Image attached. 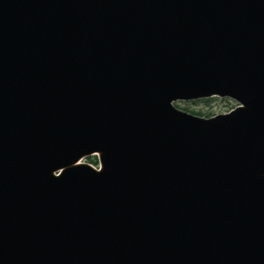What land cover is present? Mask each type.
Segmentation results:
<instances>
[{
    "label": "water",
    "instance_id": "95a60500",
    "mask_svg": "<svg viewBox=\"0 0 264 264\" xmlns=\"http://www.w3.org/2000/svg\"><path fill=\"white\" fill-rule=\"evenodd\" d=\"M0 264H264V0H0Z\"/></svg>",
    "mask_w": 264,
    "mask_h": 264
},
{
    "label": "rangeland",
    "instance_id": "374dc122",
    "mask_svg": "<svg viewBox=\"0 0 264 264\" xmlns=\"http://www.w3.org/2000/svg\"><path fill=\"white\" fill-rule=\"evenodd\" d=\"M175 104L183 110L202 117H210L227 113L238 105L234 99L220 96L200 98L196 100H178ZM83 162L91 164L96 168L100 167L98 155L86 157Z\"/></svg>",
    "mask_w": 264,
    "mask_h": 264
}]
</instances>
